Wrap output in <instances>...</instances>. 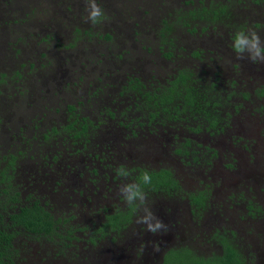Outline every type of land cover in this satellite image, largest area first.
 Masks as SVG:
<instances>
[{
	"label": "flooded vegetation",
	"instance_id": "obj_1",
	"mask_svg": "<svg viewBox=\"0 0 264 264\" xmlns=\"http://www.w3.org/2000/svg\"><path fill=\"white\" fill-rule=\"evenodd\" d=\"M97 3L106 19L93 25L85 22V0H0V39L6 46L0 66L7 56L23 54L30 70L41 67L36 85L17 95L3 85L17 84L23 76L16 71L8 80L0 72V148L8 138L0 166L15 157L14 179L32 176L35 188L40 182L50 198L34 196L33 201L55 221L51 234L41 225L40 239H14L19 249L12 254L14 264H104L145 245L159 249L152 264H173L177 258L213 264L226 244L241 254L240 264H264V179L247 176L235 162L222 165V188L235 190L236 197L238 190L244 192L228 198L227 210L202 177L221 150H227L224 157L235 144L249 150L232 136L238 119L253 126L255 115L264 117V64L238 59L231 47L239 29L253 28L264 40V0ZM16 16L21 22L11 24ZM14 65L25 67L19 58ZM189 92L201 101L202 111L186 105ZM12 104L20 105L21 120ZM39 116L41 170L27 172L28 142L20 139L27 127H18L16 134L14 128ZM46 119L57 126L42 125ZM122 166L127 178L117 174ZM144 171L162 173L142 187L148 206L168 225L166 233L145 231L136 223L142 211L120 197L119 186L138 181ZM20 197L29 201L23 191ZM64 204L71 211L56 214ZM132 209V219L124 218ZM81 213L86 223L76 227L73 220ZM224 219L242 229H228ZM243 234L245 241L239 239ZM109 236L119 245L113 255L104 248Z\"/></svg>",
	"mask_w": 264,
	"mask_h": 264
},
{
	"label": "rangeland",
	"instance_id": "obj_2",
	"mask_svg": "<svg viewBox=\"0 0 264 264\" xmlns=\"http://www.w3.org/2000/svg\"><path fill=\"white\" fill-rule=\"evenodd\" d=\"M12 19L13 20L11 21V24H19L21 22V20H20L21 17L12 18ZM101 31H103V30H101ZM22 41H24V39L21 41L19 40L18 44H14V45L12 44V46L17 47L19 45V43H21ZM28 41L29 40H27L25 42V44H27ZM5 49H6V46H5L4 40L0 39V51H5ZM39 50L41 51V45H40ZM16 58H19V62L24 63L25 67L23 69H19L14 65ZM27 59L29 60L28 55H23V54H19L17 57L7 56L5 58V60H3V61H5L3 64V67L0 66V72H6L7 73L6 79H8V80H10L12 77L15 78V75L13 76V74L16 71H19L21 76H23V78H21V81H19L17 84L15 82L7 81L6 84L3 85L5 90L7 92H10V94L14 92L13 94L17 95L18 93H22L21 89H23L24 87L28 88V87H33L36 85L35 81L33 79H36V75L39 72H41V67H37L36 69L32 68L30 70V68L28 67V64H27ZM33 90H35V92H37V91L39 92V88H37V86L34 87ZM1 93L2 92L0 90V98H2ZM19 98H20V96H19ZM14 100H15V97H14ZM20 109L21 108H20L19 104L13 105V109H10L12 111H15L16 115H14V116L16 117L17 120L22 119V113H21ZM255 116H256V118L253 119V123H252L253 126L249 125L248 121H246V124H245L242 119L241 120L238 119L236 121V124H235L236 129L232 134V136L234 138L238 137V139H241V141L239 140V143L244 141V143H242V144L243 145L247 144L249 146V150L248 151H242L241 149H238V147H237V146H239V144L238 145L235 144V147H232L230 155L224 157L225 155H227L225 153V151H227V150H221L222 148H219V150H221V154H222L221 158L219 156L216 164H214L212 167H210V168L206 167L205 168V176H202L203 179L205 181H207L206 189H208V187H209V189L211 188V192H215L216 194H218L221 198L219 203H222L223 207H225L227 210H228V198H233V199L234 198L235 199L240 198L244 192L242 193V191H241L242 189L238 190V197H236L235 196V190L233 192L232 190H227V189L222 188L221 183L223 182V177L220 174H218L222 165L233 164V162H235L234 164H239L240 165L239 168L243 169L247 176H249V177L254 176L257 179L258 178L264 179V117L258 118L257 115H255ZM40 117L41 116L34 118V120L29 119V120L25 121V123L21 122L19 125L17 123L16 128H14V133L16 134L17 133L16 130L18 127H21L22 125L27 127V128H24V131H23L24 132V138L20 137V139H23V140L26 138L27 142H28V145L24 146V149L26 150V153H24V157L27 158L25 160V162H26L25 165H27V172L31 171V172L35 173V172L41 170V167L38 166V164H39L38 159H36V158H38V157H36V155L38 153L37 148L39 145V143H37V142L40 141V145H41V118ZM250 121L252 122L251 119H250ZM27 122L30 125H27L26 124ZM52 124L55 125V127L57 126V123L54 120H47L46 119L45 122H42V125H44L46 127L49 125H52ZM35 126L38 127V130H34ZM6 139L8 141L7 137H6ZM14 140L17 141L16 135H15ZM7 141L3 145L4 147L0 148V155L2 154L1 149L6 150L5 147L7 145ZM22 143L23 142H21V144ZM58 145H59L58 146L59 148H62V146L60 144H58ZM18 148L21 149L20 146ZM10 150L11 149H9V151ZM15 153H17L16 150H14V154ZM186 171H187V169L186 170L184 169L180 172L182 177H184V174L186 173ZM30 179H33V177L31 176V177L27 178V177H25V175H21L18 177L17 180L14 179V182L17 184V186H19L18 188L22 189V191L27 196H29V197L35 196L37 199L39 197L40 198L41 197L47 198V201H48V198H50V195L47 194L48 191L47 190L41 191L40 182L38 183V188L37 187L35 188V184L37 181L34 182ZM23 185H25L27 187V189L23 188ZM243 185L244 184L241 183L239 185V187H242ZM190 186H191V184H190ZM41 193H42V195H41ZM58 193H56L55 196L58 197ZM226 193H229V195H226ZM51 199L53 200L55 198H51ZM57 199L58 198H56V200ZM32 201H33V199H31V201L25 200L24 202H22V204H23V206H25V205H28ZM67 207H68L67 204L62 205V207L56 211V214L59 215L62 210L70 212L71 209H68ZM240 210L242 211V209H240ZM84 213H85V211H84ZM84 215L85 214L81 213V216L79 217V219L73 220V223L76 227H82L83 224L86 223ZM224 221H225V219H224ZM226 223L231 226L228 228L230 230L242 229V227L236 223H234L233 226L231 225V223L229 221ZM245 227L247 228V226H245ZM210 232H212V230H210ZM239 239L242 241H245L244 234L239 236ZM105 242H106V245L104 247L105 250L109 251L110 254L113 255V251H115L117 249V247H119V245L118 244H112L110 242V236L108 237L107 241H105ZM132 252L133 251H127L128 254L125 252L124 256L114 257V259H112V260L107 256L108 258L105 260L104 264H152L153 262L156 261L154 258L155 257L154 249H152V247H150V245L141 246V247L137 248V250L134 253H132ZM85 255H86V252L84 251V248H83L82 255H81L82 260H84Z\"/></svg>",
	"mask_w": 264,
	"mask_h": 264
},
{
	"label": "trees",
	"instance_id": "obj_3",
	"mask_svg": "<svg viewBox=\"0 0 264 264\" xmlns=\"http://www.w3.org/2000/svg\"><path fill=\"white\" fill-rule=\"evenodd\" d=\"M185 80L186 78H184V82ZM182 87L186 88L185 85ZM168 99L171 103L175 100L174 96H169ZM186 100V105H196L200 109L199 111H202L201 108L203 105L201 101H197L195 97H192L191 92L187 94ZM0 123H2V119H0ZM15 161V157H11L6 165L0 166V264L15 263L12 254L15 251H19V249L13 243L14 239L22 235L40 239L41 225L43 226V232L46 234H51L54 231L53 224L55 221L53 215L41 208L39 201H32L28 205L22 206L21 192L19 191V186L15 185L14 182V177L18 169L16 168ZM161 174L156 172L150 173V175ZM152 182L153 180H151ZM31 199L33 197H29V201ZM132 212L133 209L127 211L124 218L131 220L133 217ZM120 218H122V215H117L116 221H121ZM122 222L124 221L122 220ZM239 257H241V254L232 245L226 244L223 254L214 257L212 262L213 264H240ZM187 263L189 264L185 258H177L173 261V264Z\"/></svg>",
	"mask_w": 264,
	"mask_h": 264
},
{
	"label": "clouds",
	"instance_id": "obj_4",
	"mask_svg": "<svg viewBox=\"0 0 264 264\" xmlns=\"http://www.w3.org/2000/svg\"><path fill=\"white\" fill-rule=\"evenodd\" d=\"M85 22H91L93 25L100 24L106 19L104 9L97 3V0H85ZM231 47L238 59H248L253 63L264 64V40L259 33L253 29H239L232 35ZM117 174L122 178H127L129 173L123 166L118 168ZM151 175L148 171L141 173L136 182L123 183L119 186L121 199L129 207H135L142 214L137 216L136 223L143 225L145 231L154 235L168 231V225L165 224L148 206L147 194L143 185L151 183ZM155 251H159L154 247Z\"/></svg>",
	"mask_w": 264,
	"mask_h": 264
}]
</instances>
